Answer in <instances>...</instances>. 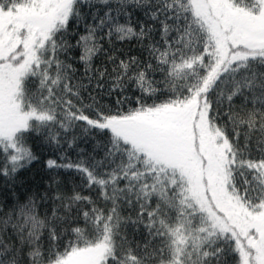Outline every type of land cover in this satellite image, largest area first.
<instances>
[{
  "label": "snow or ice",
  "instance_id": "obj_1",
  "mask_svg": "<svg viewBox=\"0 0 264 264\" xmlns=\"http://www.w3.org/2000/svg\"><path fill=\"white\" fill-rule=\"evenodd\" d=\"M0 264H264V0H0Z\"/></svg>",
  "mask_w": 264,
  "mask_h": 264
},
{
  "label": "trees",
  "instance_id": "obj_2",
  "mask_svg": "<svg viewBox=\"0 0 264 264\" xmlns=\"http://www.w3.org/2000/svg\"><path fill=\"white\" fill-rule=\"evenodd\" d=\"M129 47H131L133 53H135L137 51L134 44L130 45ZM52 155H53L52 153L45 152L43 158H47L48 156H52ZM43 158H42L41 162L38 163L36 165V167L34 169H32V171L30 173L27 174V177H26L27 179L32 180L34 177L35 181L39 182L41 180V178L45 176V173L43 171Z\"/></svg>",
  "mask_w": 264,
  "mask_h": 264
}]
</instances>
